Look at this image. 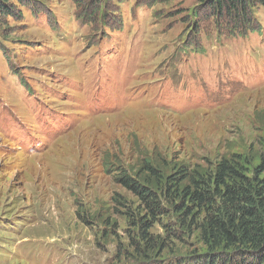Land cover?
Here are the masks:
<instances>
[{"label": "rangeland", "instance_id": "1", "mask_svg": "<svg viewBox=\"0 0 264 264\" xmlns=\"http://www.w3.org/2000/svg\"><path fill=\"white\" fill-rule=\"evenodd\" d=\"M14 4L20 14L0 12V264H208L232 252L203 239V213L184 223L167 202L143 233L144 203L117 169H213L240 154L256 173L264 5L238 26L200 0Z\"/></svg>", "mask_w": 264, "mask_h": 264}, {"label": "trees", "instance_id": "2", "mask_svg": "<svg viewBox=\"0 0 264 264\" xmlns=\"http://www.w3.org/2000/svg\"><path fill=\"white\" fill-rule=\"evenodd\" d=\"M88 1L96 5L95 12L100 9L101 0ZM20 2L24 0H0V12L20 14L21 10L16 9L14 4ZM200 3L216 15L229 17L238 26H248L251 23L249 5H264V0H200ZM248 163L240 154H232L218 160L213 169L182 165L170 172L167 166L145 159L137 178L117 169V179L144 203L145 214L140 218L143 233L147 234L150 229L148 216L156 219L165 215L163 204L167 202L169 206L180 207L185 215L184 223L195 211L203 213L200 225L203 239L213 249L220 246L231 249L227 256H222L224 252L219 256H210L208 264L223 261L224 264L225 261L226 264L228 261L229 264H237L239 262L233 258L245 259L250 253L255 256L251 264H263L264 176L261 175L264 160L253 166L256 173L252 176L245 167ZM177 201H180L179 205ZM232 253L234 256H231Z\"/></svg>", "mask_w": 264, "mask_h": 264}]
</instances>
